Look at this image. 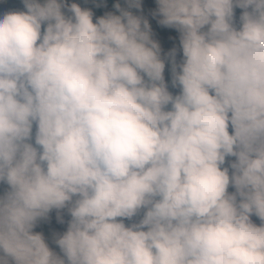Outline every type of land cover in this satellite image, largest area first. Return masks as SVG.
Returning <instances> with one entry per match:
<instances>
[{
	"label": "clouds",
	"instance_id": "obj_1",
	"mask_svg": "<svg viewBox=\"0 0 264 264\" xmlns=\"http://www.w3.org/2000/svg\"><path fill=\"white\" fill-rule=\"evenodd\" d=\"M22 3L0 14V264H264V0H155L176 95L146 19ZM65 207L57 255L31 229Z\"/></svg>",
	"mask_w": 264,
	"mask_h": 264
},
{
	"label": "rangeland",
	"instance_id": "obj_2",
	"mask_svg": "<svg viewBox=\"0 0 264 264\" xmlns=\"http://www.w3.org/2000/svg\"><path fill=\"white\" fill-rule=\"evenodd\" d=\"M82 0H64V6L61 11L71 16V13L67 10L68 6L75 3L82 9H87L92 12V19L95 23L98 17H102L108 13L115 14L114 8L110 5L107 0H84L85 6H81L80 2ZM42 3L43 0H40ZM140 8L135 10L149 19L152 22L153 28L151 30V38L155 40L160 46V56L164 61V81L168 87L169 92L173 95L179 93V86L173 87L171 84V68H172V57L170 53L175 49V58L174 61L177 65V71H179L178 65L182 61V51L179 44V33L176 29L162 26L158 23L160 17L154 15L156 9L155 0H140ZM8 11H25L22 0H0V14H3ZM241 9L234 8V26L239 28V16L241 14ZM230 127V126H229ZM235 157H226L224 167H228L231 161H234ZM231 173V169H229ZM233 189L229 186V189ZM7 191V186L0 183V195ZM142 211L132 220H124L126 226L131 223L138 222L142 216ZM59 217V219H58ZM251 221L259 225L260 221L255 216L250 217ZM70 220V216L67 211V207L63 209H53L51 210L46 217L38 219L33 227L35 228V233H39L48 247L55 252L57 255H62L58 246L55 244V239L62 234L67 229V223ZM32 231V229H31ZM0 255H3L0 251Z\"/></svg>",
	"mask_w": 264,
	"mask_h": 264
},
{
	"label": "trees",
	"instance_id": "obj_3",
	"mask_svg": "<svg viewBox=\"0 0 264 264\" xmlns=\"http://www.w3.org/2000/svg\"><path fill=\"white\" fill-rule=\"evenodd\" d=\"M107 1H108V2L110 3V5L114 8V10H115V14H114V15H119V14H120L119 11H117V9L114 7V5L119 4L121 9L129 10V11L132 12L133 15H137V16L142 17L143 19H146V20L148 21V23H149L150 30H152V28H153L152 22H151L149 19H147L146 17H144L143 15H141L140 13H138V12L135 10L134 7L129 8V7H128V4L126 3V0H107ZM80 4H81V6H85V5H86L84 0H82V1L80 2ZM65 16H69V15H66V14H65ZM42 28H43V25H42ZM229 133L231 134V127H229ZM228 191H229V192H232V191H234V189H230V190H228ZM35 231H36V230H35V228L33 227V228H32V232L35 233Z\"/></svg>",
	"mask_w": 264,
	"mask_h": 264
}]
</instances>
